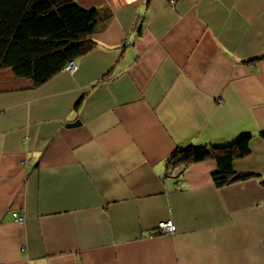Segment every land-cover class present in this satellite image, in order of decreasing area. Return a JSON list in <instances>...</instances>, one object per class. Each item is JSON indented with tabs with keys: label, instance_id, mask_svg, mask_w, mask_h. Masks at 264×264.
<instances>
[{
	"label": "crops",
	"instance_id": "obj_1",
	"mask_svg": "<svg viewBox=\"0 0 264 264\" xmlns=\"http://www.w3.org/2000/svg\"><path fill=\"white\" fill-rule=\"evenodd\" d=\"M74 1V71L0 69V264H264V0ZM243 134L250 177L171 165Z\"/></svg>",
	"mask_w": 264,
	"mask_h": 264
},
{
	"label": "trees",
	"instance_id": "obj_2",
	"mask_svg": "<svg viewBox=\"0 0 264 264\" xmlns=\"http://www.w3.org/2000/svg\"><path fill=\"white\" fill-rule=\"evenodd\" d=\"M98 18V9H85L74 0H0V69L11 68L34 86L44 83L93 46L90 34ZM249 139L243 134L222 146L176 150L171 165L212 157L215 185L244 179L255 173L234 170L232 161L248 152Z\"/></svg>",
	"mask_w": 264,
	"mask_h": 264
},
{
	"label": "built area",
	"instance_id": "obj_3",
	"mask_svg": "<svg viewBox=\"0 0 264 264\" xmlns=\"http://www.w3.org/2000/svg\"><path fill=\"white\" fill-rule=\"evenodd\" d=\"M170 4H174L176 0H168ZM64 70L67 71H74L75 70V65L73 63V59L68 61V63L63 67ZM21 219V218H20ZM175 230L174 224L171 222V220H165V221H160L157 225V231L158 232H164V233H172Z\"/></svg>",
	"mask_w": 264,
	"mask_h": 264
},
{
	"label": "water",
	"instance_id": "obj_4",
	"mask_svg": "<svg viewBox=\"0 0 264 264\" xmlns=\"http://www.w3.org/2000/svg\"><path fill=\"white\" fill-rule=\"evenodd\" d=\"M79 123H80V120L79 119H74L72 121H67L65 123V126L66 127H72V126L78 125Z\"/></svg>",
	"mask_w": 264,
	"mask_h": 264
}]
</instances>
